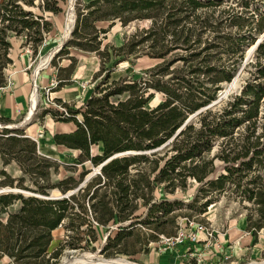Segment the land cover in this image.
<instances>
[{
	"label": "trees",
	"instance_id": "trees-1",
	"mask_svg": "<svg viewBox=\"0 0 264 264\" xmlns=\"http://www.w3.org/2000/svg\"><path fill=\"white\" fill-rule=\"evenodd\" d=\"M254 1L238 0L232 7L226 0H88L83 4L77 0L70 39L51 60L54 64L56 57L66 55L70 61L58 69L64 75L58 76L53 91L71 82L75 59L69 56V48L98 56L95 85L80 107L56 98L54 103L63 111L44 109L40 117L72 124L73 131L52 136L53 144L77 151L81 163L103 166L68 198L46 199L53 190L61 195L76 190L86 172L77 180L70 175L52 181L58 163L38 154L36 143L21 131L3 128L0 158L3 165L14 162L22 176L13 181L1 172L6 181L0 188H16L32 196L0 193V259L7 257L13 264H57L65 249H88L98 240L96 228L110 224L117 230L107 237L102 255L147 253V246L159 236H176V211L184 204L164 196L186 190L189 181L197 188L186 209L203 215L229 185L250 204L245 229L253 243L264 235V40L253 51V64H244L246 50L264 34V0H257L262 7ZM65 2L0 0V89L11 64L10 39L23 40L36 56L53 31L50 16L61 13ZM142 21L149 22L146 29L136 30L118 47L106 45L101 50V37L116 23L126 27ZM101 23L108 25L101 28ZM143 56L160 63L139 76L125 73L112 78L118 64H133V59ZM241 67L250 69L240 91L184 125L218 99ZM156 94L160 103L149 107ZM10 123L0 117V124ZM95 146L101 147L99 154H92ZM156 190L161 191V199L156 198ZM14 203L18 208L10 211ZM59 227L66 239L51 251V234ZM174 247L193 249L187 240Z\"/></svg>",
	"mask_w": 264,
	"mask_h": 264
},
{
	"label": "rangeland",
	"instance_id": "rangeland-1",
	"mask_svg": "<svg viewBox=\"0 0 264 264\" xmlns=\"http://www.w3.org/2000/svg\"><path fill=\"white\" fill-rule=\"evenodd\" d=\"M78 1L81 4L88 2V0ZM76 2L77 0H66L61 6L62 12L58 15L50 16L49 20L53 25V31L47 36L43 47H40L36 56L32 55L31 50L24 45L23 40L14 38V41H12L14 47L21 44V47H25L30 51L32 68L39 67L40 76L37 78L39 81H37V87L34 92L35 106L30 121L26 125H21L27 116L28 109L21 119L12 121V123L6 126L0 124V131L4 126L10 127L11 129L9 130L11 131H21L36 143L38 154L57 162L59 165L57 171L52 172L50 176L52 181H57L70 175L77 180L79 174L86 172L84 180L80 184V186L83 187L84 183L89 178L99 173L98 167L92 166L89 162H79L77 159V151L67 150L64 147H56L52 142V135L58 131L57 125L55 124L56 122H54L48 115L40 117V114L44 109L50 111L58 110L59 112L63 111L60 105L54 103V99L60 94L57 93L58 91L54 92L53 90L56 86L58 76L64 75V73H60L58 69L66 68L70 64V61L66 55L56 57L54 64H51V60L54 59L60 51H58L57 47H59L64 41L67 42L70 39L71 34L66 32V25L70 16V26H74V7ZM226 4L234 7L237 6L238 0H226ZM253 4L262 7L261 2L257 0L254 1ZM107 25V23L98 24L101 28H106ZM148 26V21L134 22L126 27H122L120 24L116 23L107 34H105L104 38L103 36L101 37V50L106 45L115 47L120 46L136 30L146 29ZM251 48L252 47L248 48L245 52V64H253L254 54L253 51L250 52ZM69 52V56L75 59L74 71L76 72L83 67V73L81 75L82 77L80 79H75L74 82L72 81L69 84L71 86L67 89L68 92H74L77 98L74 101L66 102V100L64 102L67 104H75L76 107H80L89 97L91 89L95 85V82L92 79L93 75L100 68V59L95 53L84 52L74 48H69ZM45 60L47 63H45ZM159 63V60L150 59L146 56L133 59V64L122 62L114 69L112 78L116 79L125 73L139 76ZM249 69L241 70L238 79L235 81L227 95L213 107H220L229 100L230 97L236 95L240 91L241 86L249 77V72L247 71ZM252 69L253 68H251V70ZM229 84H231V82ZM228 87V84L224 85L218 98ZM160 101L161 96L156 94L151 99L148 106L153 107L160 103ZM71 128H73V126H70V129ZM99 153V146L92 148V154ZM1 172H5L13 181H17L18 178L22 176L14 162L3 165L0 158V183L6 181V177L2 176ZM14 184H16V182H14ZM24 185H28V182L26 181ZM196 188L197 185L192 181H189L186 190H178L172 195L168 194L164 196L166 200L170 202L179 201L184 204L176 211V214L178 215L176 218L177 233L186 232L188 234V242L190 240L189 238L193 237L192 235L196 236L197 241H194L193 243L189 242V246H192L193 248L191 251H189V249L185 250L184 248L178 249L162 243L160 240L161 236H159L156 243H150L147 246V253L141 252L135 256L118 255L107 258L101 254V249L105 245L107 237H113L117 230V226L110 224L106 227L96 228L98 240L88 249H65L60 255L57 264H63L64 260H71L81 256H86L90 260L89 264H96L103 260H123L132 264H141L140 261L143 260L144 257L148 258L150 252L151 254H154L155 252L158 254L160 252L168 254V261H170V264H264V235L260 234L257 242L253 243V237L245 229L246 208H250V204L246 201L240 200L237 191H234L228 185L225 189L226 191L218 196L217 202L208 207L203 215H198L194 211L185 208L186 205L191 203ZM14 190L18 189L1 187L0 193H7ZM50 196L61 197L64 195H61L58 190H53L51 191ZM155 196L156 198L161 199V191L156 190ZM17 208L18 203H14L9 210L16 211ZM141 212H143V209L140 210L139 213ZM187 217H189V219ZM84 229L85 227H82V230ZM139 229L145 234H150V231L146 229ZM51 235L52 242L49 249L52 251L58 246V244L66 239V232L62 227H59L54 230ZM86 238L87 236H84V240H86ZM132 240V237L127 240L129 242L127 246L128 250L132 247ZM85 243V241H82L80 245L84 246ZM134 246H136V244ZM93 247L94 249H92ZM134 248H138V246ZM174 252L175 255L173 254Z\"/></svg>",
	"mask_w": 264,
	"mask_h": 264
},
{
	"label": "crops",
	"instance_id": "crops-1",
	"mask_svg": "<svg viewBox=\"0 0 264 264\" xmlns=\"http://www.w3.org/2000/svg\"><path fill=\"white\" fill-rule=\"evenodd\" d=\"M12 41H14V37L10 39L11 49L9 52V58L11 64L4 71L6 84L9 83L10 85L8 88L0 90V117L15 121L21 119L23 114L30 107V98L36 90L37 81H39L37 78L40 76V68H32L30 51L25 47H21V44L14 47ZM74 72L75 71H73L71 75V82L82 77L83 67L75 73ZM69 86L71 85H66L57 92L60 94L57 99H60L62 102L67 100L66 102H68L74 101L77 98L74 92H68L67 89ZM55 124L57 125L58 131L53 135L69 133L75 129L72 124ZM70 126H73V128L70 129ZM173 254L175 255V252ZM168 256V254H163V252H160L159 254L157 252L151 254L150 252L148 258L144 257L140 262L141 264H170ZM0 264L13 263L9 258L3 257L0 259Z\"/></svg>",
	"mask_w": 264,
	"mask_h": 264
},
{
	"label": "water",
	"instance_id": "water-1",
	"mask_svg": "<svg viewBox=\"0 0 264 264\" xmlns=\"http://www.w3.org/2000/svg\"><path fill=\"white\" fill-rule=\"evenodd\" d=\"M72 30H73V25H71L70 26V30H69V34H71V32H72ZM264 40V34L258 39V41L256 42V44L251 48V50H250V52H252V51H254V49L256 48V46L259 44V43H261L262 41ZM65 43H66V41H64L61 45H60V47L58 48V51L65 45ZM245 64V63H244ZM243 69V67H241L240 68V70H239V72L237 73V75L233 78V80L231 81V84L233 83V85H234V83H235V81L238 79V77H239V74H240V72H241V70ZM230 84V85H231ZM229 85V87H228V89L226 90V91H224L223 92V94L216 100V101H214V102H212L209 106H207V107H205V108H203V109H201V110H199L198 112H196L195 114H193L192 116H190L188 119H187V121L185 122V124L184 125H186L191 119H193L196 115H198L199 113H201V112H203V111H205V110H207V109H209V108H211V107H213V106H215L216 104H218L226 95H227V93L230 91V89L232 88V86H230ZM34 109V108H33ZM184 125L175 133V135L171 138V140H173L174 139V137L179 133V131L184 127ZM4 129H11L10 127H4ZM171 140H169V141H171ZM128 154H130V153H128ZM123 154H121V155H116V156H113L112 158H110V159H113V158H116V157H120V156H122ZM110 159H108L106 162H108ZM105 162V163H106ZM103 166V164L101 165V166H99V170H100V168ZM81 186H79L76 190H74V191H72V192H69V193H67L66 195H64V196H61V197H53V196H51L50 198H46V199H61V198H68L69 196H71L72 194H74L79 188H80ZM9 192H11V193H20V194H23V195H26V196H32L30 193H27V192H22V191H19V190H14V191H9Z\"/></svg>",
	"mask_w": 264,
	"mask_h": 264
},
{
	"label": "bare ground",
	"instance_id": "bare-ground-1",
	"mask_svg": "<svg viewBox=\"0 0 264 264\" xmlns=\"http://www.w3.org/2000/svg\"><path fill=\"white\" fill-rule=\"evenodd\" d=\"M73 2V1H72ZM69 9V8H68ZM70 11V10H69ZM68 11V12H69ZM71 16H72V13H71ZM71 17L69 16L68 18V22H67V25H66V32L68 33L69 30H70V19ZM64 35V34H63ZM67 35V34H66ZM64 40V39H63ZM60 47V46H59ZM57 47V49L59 48ZM55 53V52H54ZM53 55V54H52ZM49 57V56H48ZM45 63L46 60H45ZM44 63V64H45ZM230 84H228L229 86ZM230 86H233V83L230 85ZM228 89V88H226ZM35 106V97H34V94H32L31 98H30V107H29V110H28V113H27V116L25 118V120L23 121V123L21 125H26L30 119H31V116H32V112H33V108ZM100 146V145H99ZM101 148V147H100ZM101 150V149H100ZM90 260L86 257V256H81V257H76L74 259H69V260H64L63 261V264H89ZM95 264V263H94ZM96 264H132V263H128L126 261H123V260H103V261H100Z\"/></svg>",
	"mask_w": 264,
	"mask_h": 264
},
{
	"label": "built area",
	"instance_id": "built-area-1",
	"mask_svg": "<svg viewBox=\"0 0 264 264\" xmlns=\"http://www.w3.org/2000/svg\"><path fill=\"white\" fill-rule=\"evenodd\" d=\"M9 85H10L9 83L5 84V86L1 88L0 90H4L8 88ZM192 236H193L192 238H189L190 243L197 241L196 236L195 235H192ZM187 238H188V234L186 232H178L175 237L166 238V237L161 236L160 240L162 243H165L167 245L174 247L176 245H182L186 240L188 241Z\"/></svg>",
	"mask_w": 264,
	"mask_h": 264
}]
</instances>
